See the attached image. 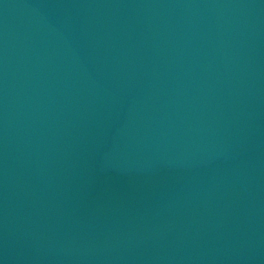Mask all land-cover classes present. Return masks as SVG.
Instances as JSON below:
<instances>
[{"label":"water","instance_id":"1","mask_svg":"<svg viewBox=\"0 0 264 264\" xmlns=\"http://www.w3.org/2000/svg\"><path fill=\"white\" fill-rule=\"evenodd\" d=\"M0 264H264V0H0Z\"/></svg>","mask_w":264,"mask_h":264}]
</instances>
